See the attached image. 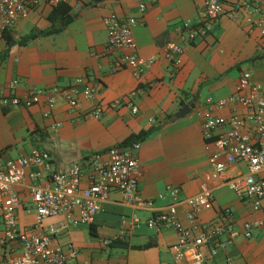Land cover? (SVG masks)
Listing matches in <instances>:
<instances>
[{
	"label": "crops",
	"instance_id": "0c3cea01",
	"mask_svg": "<svg viewBox=\"0 0 264 264\" xmlns=\"http://www.w3.org/2000/svg\"><path fill=\"white\" fill-rule=\"evenodd\" d=\"M206 1L90 0L80 11L70 8L66 14L73 20L67 25L62 23V14L53 13L54 6L41 3L10 34L19 40L35 31L63 27L61 31L40 34L26 44L15 43L8 51L7 38L0 41V95L11 94L9 85L14 79L18 80L15 91L23 95L30 88L56 85H77L80 91L79 107L61 102L52 115H45L48 108L44 102L5 108L0 101V152L18 157L35 147L48 151L51 159L41 169L43 179L52 171L82 163V184L86 186V161L91 154L120 144L132 133L157 127L142 142L139 153V194L151 202L129 204L123 201L121 191L113 190L91 223L71 226L58 237V241L73 240L79 247L75 264H176L171 248L178 239L176 231L164 228L158 232L148 227L146 219L169 204L170 197H159L169 185L178 187L183 198L198 193L201 184L208 180L211 148L204 138L195 103L213 98V93H225L221 98L231 95L246 66L253 68V79L264 90V37L254 22L264 20V12L243 9L236 17L223 14L205 37L186 45L181 65L165 57L164 46L179 40L181 25L200 20ZM221 1L230 7L238 0ZM142 2L148 3L145 13L139 10ZM111 12L137 16L133 32L138 52L157 57L156 63L140 76L127 67L111 72L123 52L105 51L108 30L104 18ZM77 78H82V82L78 83ZM86 86L94 89L90 97L81 92ZM142 87L145 91L139 93ZM133 105L138 106V112H133ZM184 105L191 109L177 116ZM97 108L103 110L100 117L91 115ZM246 172V164L238 163L228 174ZM31 183L28 174L17 187L23 197L19 209L23 227H30L35 220ZM208 183L213 189V206L201 210L199 219L204 223L218 221L220 210L230 207L234 215L231 223L238 235L226 251L208 256L206 264H264V225L254 229L251 238L242 232L246 221L262 218L264 213L252 208L253 199L236 192L232 196L226 194L230 188L227 184L212 180ZM185 208L183 204L179 207L184 222ZM134 214L140 218L136 227ZM61 220L63 217L59 216L46 222ZM3 229L0 218V233ZM120 235L127 245L104 244L106 238Z\"/></svg>",
	"mask_w": 264,
	"mask_h": 264
},
{
	"label": "built area",
	"instance_id": "2783aa9c",
	"mask_svg": "<svg viewBox=\"0 0 264 264\" xmlns=\"http://www.w3.org/2000/svg\"><path fill=\"white\" fill-rule=\"evenodd\" d=\"M157 0H151L155 3ZM63 2L75 11H80L90 0H0V41L5 32L13 28L21 19L41 3L55 6ZM224 1L207 0L200 12V20L179 27V40H171L164 46L165 57L179 66L183 63L185 47L205 37L214 22L223 14L236 17L243 9L264 12V0H238L227 7ZM148 8L147 2L139 5L141 13ZM252 20V18H249ZM137 16H125L111 12L104 18L108 30L105 51L123 50L114 63L113 73L127 67L135 76H140L151 68L156 56H144L138 52L133 27ZM264 37V20H254ZM251 66L242 69L235 91L218 100L212 97L194 105L201 117L204 138L211 148L209 163L211 170L208 180L227 184L239 196L253 199L252 208L264 213V90L253 79ZM82 82V78H77ZM18 80L10 83L11 94L0 95L3 107H31L44 102L48 108L45 115H52L61 102L76 108L81 104L77 85L53 86L50 88H30L26 94L15 91ZM139 93L145 89L139 88ZM90 97L94 89L86 86L82 91ZM138 112L137 105L132 106ZM228 110V115L216 114ZM102 108L91 115L100 117ZM60 125V123H56ZM141 141L130 145H114L106 150L91 154L87 161L89 182L83 186L85 166L77 163L62 171H52L43 179L42 168L49 164L48 151L33 148L30 153L18 157H7L0 152V218L4 225L0 233V264H75L79 247L73 240L58 241V237L68 232L71 226L91 223L102 205L110 200L117 189L123 201L134 205H146L151 201L139 194ZM238 163H244L248 172L234 176L229 170ZM32 179L30 195L34 204L35 220L30 227L19 223V209L23 197L18 186L27 175ZM205 180L198 193L180 197L178 187L168 186L160 198L170 197L169 204L146 219L151 229L161 231L172 228L178 239L172 245L176 264H206L208 256L226 251L234 242L238 231L233 229V212L230 207L220 210V220L204 223L198 213L213 206V189ZM185 205L186 222L180 216L179 207ZM62 216L59 223H47L51 218ZM134 225L140 218L134 214ZM264 225V216L248 220L243 225V234L253 236V230ZM123 235L106 238L105 245L122 239ZM208 252V253H207Z\"/></svg>",
	"mask_w": 264,
	"mask_h": 264
},
{
	"label": "trees",
	"instance_id": "16d2710c",
	"mask_svg": "<svg viewBox=\"0 0 264 264\" xmlns=\"http://www.w3.org/2000/svg\"><path fill=\"white\" fill-rule=\"evenodd\" d=\"M70 8H71L70 5H68L67 3H63V2H60V3H58L57 5L54 6L53 13L54 14H59V13L62 14L61 18H62L63 25H67L73 20L72 16L66 14L70 10ZM50 19L54 22V17L51 16ZM11 29H8L5 32V35H4V37L7 38V50L6 51H8L10 49V47L13 44H15V43L26 44L29 40L35 38L36 36H38L40 34H50V33H54V32H59V31H61L63 29V27H57V28L50 29V30H45V31H35V32H32V33L28 34L24 38L22 37L19 40H16L10 34V30ZM156 128L157 127H151L149 129L140 130L137 133H132L125 140H123L120 143V145H130V144H132L133 142H136V141L143 142L148 136H150L156 130ZM111 244L112 245H117V244L127 245V243L125 241H123L122 239L114 240Z\"/></svg>",
	"mask_w": 264,
	"mask_h": 264
},
{
	"label": "rangeland",
	"instance_id": "374dc122",
	"mask_svg": "<svg viewBox=\"0 0 264 264\" xmlns=\"http://www.w3.org/2000/svg\"><path fill=\"white\" fill-rule=\"evenodd\" d=\"M205 90L208 91L207 88ZM212 96H214L213 97L214 99L218 100L219 98L225 96V93H223V92L213 93ZM226 194H229L230 196H232V195H235L236 193L233 189L231 190L230 188L229 189L227 188Z\"/></svg>",
	"mask_w": 264,
	"mask_h": 264
},
{
	"label": "water",
	"instance_id": "95a60500",
	"mask_svg": "<svg viewBox=\"0 0 264 264\" xmlns=\"http://www.w3.org/2000/svg\"><path fill=\"white\" fill-rule=\"evenodd\" d=\"M103 0H95V2H100ZM191 108L188 105H184V107L182 108V110L180 111V113H178L177 116L183 115L185 113H187V110H190Z\"/></svg>",
	"mask_w": 264,
	"mask_h": 264
}]
</instances>
